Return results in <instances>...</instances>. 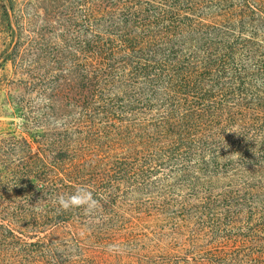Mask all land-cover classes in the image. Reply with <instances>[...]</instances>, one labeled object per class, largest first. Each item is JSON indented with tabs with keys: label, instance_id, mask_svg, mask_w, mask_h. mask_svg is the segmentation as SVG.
Segmentation results:
<instances>
[{
	"label": "rangeland",
	"instance_id": "obj_1",
	"mask_svg": "<svg viewBox=\"0 0 264 264\" xmlns=\"http://www.w3.org/2000/svg\"><path fill=\"white\" fill-rule=\"evenodd\" d=\"M13 3L6 18L0 0V264H147L159 254L183 258L194 247L191 263L209 239L207 229L194 238L187 231L154 236L159 218L146 213L152 196L125 181L116 184L125 175L113 163L127 157L128 138L96 113V100L78 101L77 75L92 70L77 73V65L101 64L108 72L100 78L104 85L126 74L125 64L203 61L208 46L223 43L237 45L243 60L248 54L241 47L251 48L253 63L264 62V0ZM116 91L114 83L101 92ZM236 158L222 175L246 173L238 184L264 186V158L247 164ZM80 160L94 181L103 180L93 188L101 207L92 216L53 202L79 186L68 189L66 182L77 183ZM251 211L223 233L234 227L235 234H248L252 250L264 251V216ZM114 223L125 224V231L115 230L118 260L106 246L114 231L104 230ZM125 232L140 234V241L123 240Z\"/></svg>",
	"mask_w": 264,
	"mask_h": 264
},
{
	"label": "trees",
	"instance_id": "obj_2",
	"mask_svg": "<svg viewBox=\"0 0 264 264\" xmlns=\"http://www.w3.org/2000/svg\"><path fill=\"white\" fill-rule=\"evenodd\" d=\"M4 2L2 15L7 18L14 3ZM241 48L246 60L237 45L223 43L208 46L203 61L128 63L123 66L126 74L104 85L100 78L107 71L102 72L101 64L77 65V73L92 70L91 75H77L78 101L96 100V113L111 122L117 136L128 138L127 157L113 163L125 175L116 184L122 180L152 196L146 213L159 218L154 236L187 231L194 238L207 229L209 239L191 263L194 247L183 258L159 254L148 257L147 264H264V251L252 250L248 234H235L234 227L223 233L245 210L264 216V186L238 184L246 173H221L233 165L234 156L244 164L264 158V81L258 79L264 77V62L253 63V49ZM114 83L117 91L103 95ZM80 161L84 166L77 169V183L68 180L67 188L102 184V179H92L87 161ZM124 225H107L104 230L114 233L100 243L119 246L115 230L125 231ZM133 233L121 238L140 241V234ZM113 253L117 260L122 257Z\"/></svg>",
	"mask_w": 264,
	"mask_h": 264
},
{
	"label": "clouds",
	"instance_id": "obj_3",
	"mask_svg": "<svg viewBox=\"0 0 264 264\" xmlns=\"http://www.w3.org/2000/svg\"><path fill=\"white\" fill-rule=\"evenodd\" d=\"M53 202L63 211L76 208L83 209L87 216L94 215L101 207L100 200L94 196V189L87 185L77 186L75 191L70 194H58ZM108 251L116 252L119 251V248L116 245H110Z\"/></svg>",
	"mask_w": 264,
	"mask_h": 264
}]
</instances>
